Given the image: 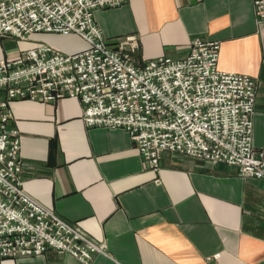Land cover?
Masks as SVG:
<instances>
[{
    "label": "crops",
    "instance_id": "0c3cea01",
    "mask_svg": "<svg viewBox=\"0 0 264 264\" xmlns=\"http://www.w3.org/2000/svg\"><path fill=\"white\" fill-rule=\"evenodd\" d=\"M256 0H130L95 12L110 40L135 36L136 57L184 58L193 41L220 43L219 69L258 81L254 145L264 148V23ZM0 38V59L16 60L45 41L84 51L76 34ZM49 44V43H47ZM51 45V44H50ZM26 192L107 246L92 264H264V180L238 168L170 152L149 169L127 131L88 127L77 98L17 100ZM0 264H84L49 250Z\"/></svg>",
    "mask_w": 264,
    "mask_h": 264
},
{
    "label": "built area",
    "instance_id": "2783aa9c",
    "mask_svg": "<svg viewBox=\"0 0 264 264\" xmlns=\"http://www.w3.org/2000/svg\"><path fill=\"white\" fill-rule=\"evenodd\" d=\"M130 0H0V38L76 34L87 44L69 54L42 43L16 60L0 59V261L43 257L51 249L92 264L107 246L25 190L21 137L12 126L17 100L77 98L91 128L124 130L145 165L161 168L166 152L239 169L264 180V148L254 145L258 81L219 69L220 43L193 41L184 58L136 57L135 36L110 40L95 19ZM264 23V0L255 1Z\"/></svg>",
    "mask_w": 264,
    "mask_h": 264
},
{
    "label": "rangeland",
    "instance_id": "374dc122",
    "mask_svg": "<svg viewBox=\"0 0 264 264\" xmlns=\"http://www.w3.org/2000/svg\"><path fill=\"white\" fill-rule=\"evenodd\" d=\"M55 36H57L61 40H64V38H65V34H56ZM23 41H28V40H23ZM45 42L53 45V43L51 41H45Z\"/></svg>",
    "mask_w": 264,
    "mask_h": 264
}]
</instances>
